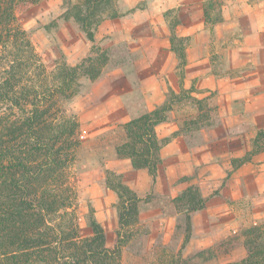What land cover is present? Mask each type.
I'll list each match as a JSON object with an SVG mask.
<instances>
[{
  "label": "rangeland",
  "instance_id": "374dc122",
  "mask_svg": "<svg viewBox=\"0 0 264 264\" xmlns=\"http://www.w3.org/2000/svg\"><path fill=\"white\" fill-rule=\"evenodd\" d=\"M85 1L16 0L14 9L15 25L28 33L43 64L41 71L32 68L31 78L38 85H47L50 99L57 100L67 117L79 124V142L68 170L76 196L67 211L75 215L80 235L93 236L89 216L94 212L105 230L107 246L115 249L121 244L122 264H232L245 260L249 255L245 233L263 228L264 222L245 227L208 250L188 252L192 215L196 213L189 212L195 202L190 194L198 190L206 208L220 188L204 192L193 184L196 174L179 172L182 187L171 195L156 194L152 186L151 191L139 195L118 172L133 168L131 159L118 152L131 143L128 123L165 109V122L174 118L173 111H179V118L185 120L183 129L189 132L209 125L218 135L227 129L224 120H239L238 112L243 110L245 117L229 132L245 133L253 150L241 158L227 155L221 164L231 161L236 168L264 151V91L255 94L259 99L245 103L251 97L246 89L253 80L234 86V92L224 85L205 93L195 86L199 77L193 78L199 70L211 69L218 76L235 69L245 71L257 57L260 82L264 83V0H106L90 26L82 27L75 17L85 15ZM254 5L261 6L259 14L253 12ZM84 30L94 32L93 42ZM73 68L75 77L68 75ZM189 77L194 81L190 88H174L184 85V78ZM59 88L61 94L57 93ZM151 97L154 107L149 108ZM14 112L19 117L20 112ZM132 180L143 187L145 176L135 175ZM119 183L141 200L139 220L125 228L119 224ZM161 215L173 218L170 222L176 226L168 240L164 235L170 222L162 226ZM257 234H261L258 245H264V228ZM239 248L242 253L233 256Z\"/></svg>",
  "mask_w": 264,
  "mask_h": 264
},
{
  "label": "trees",
  "instance_id": "16d2710c",
  "mask_svg": "<svg viewBox=\"0 0 264 264\" xmlns=\"http://www.w3.org/2000/svg\"><path fill=\"white\" fill-rule=\"evenodd\" d=\"M105 1L86 0L85 15H76L77 24L89 27ZM15 5L16 0H0V264H122L121 244L115 249L107 246L105 230L94 212L89 216L93 236L84 238L75 215L67 211L76 196L68 170L79 142V124L67 117L57 100L50 99L47 85L31 78L32 68L41 71L43 64L28 33L15 25ZM84 32L93 42L94 32ZM75 73L73 68L68 75L75 77ZM167 112L156 110L128 123L131 143L118 152L131 159L134 169L146 170L153 186L163 145L156 127L167 120ZM258 146L255 142L256 152ZM116 190L122 202L120 227L137 223L141 200L123 183ZM190 200L195 201L190 213L205 208L206 200L198 190L191 192ZM263 228L245 233L248 258L232 264H264V245H258L261 234H257Z\"/></svg>",
  "mask_w": 264,
  "mask_h": 264
},
{
  "label": "crops",
  "instance_id": "0c3cea01",
  "mask_svg": "<svg viewBox=\"0 0 264 264\" xmlns=\"http://www.w3.org/2000/svg\"><path fill=\"white\" fill-rule=\"evenodd\" d=\"M260 8L261 6L258 5L252 7L253 12H257V14H259ZM260 67L259 60L255 57V59L252 58L251 68H246L245 71L244 69H235L224 76H218L217 74L213 75L211 69L202 73L199 70L193 78L199 77V82L195 83V86L205 93H211L212 90L224 85H226V90L231 87L234 92L233 89H236L234 86L253 80V83L246 89L251 94V97L244 101L247 103L259 99V96L255 94L264 91V83L260 82ZM193 84L194 81L192 82L191 77L184 78V85L174 88H190ZM157 90L155 89V91ZM241 97L235 102L236 105L240 103ZM153 98L148 99V102L152 103H148L149 108L154 107L151 101ZM159 103L161 102L156 101L157 105H160ZM173 114V119L156 127L157 137L161 140L165 139L166 142L160 151L161 164L154 186L151 184V177L150 179L146 177V171L136 170L131 166H128V170L120 169L118 171L123 175L126 184L139 195L151 191L152 186L156 194L168 196L182 187L178 184V174L185 172L184 174L189 176L196 174L193 184L199 186L204 192H207V188L210 187L220 188L219 194L207 202L206 208L192 215L193 231L187 244L188 252L208 250L245 227L263 223L264 151L256 153L249 162L236 168L232 167L231 161L222 164L220 162L221 158H225L227 155L230 158H241L253 150V143L245 133L233 135L229 132L230 127L236 121L239 122L242 117H245L243 110L238 112L239 120L236 119L235 122L224 120L227 129L219 135L213 132L209 125L203 124L188 132L182 127L185 120L179 118V111H173ZM229 172L231 175L229 179L225 180L229 176ZM139 174L145 176L143 187L132 180L135 175ZM166 176L167 179H165ZM204 195L205 197L209 196ZM216 204L220 205L215 207ZM172 219L161 215V225L164 226V222H170ZM175 227L172 222L169 223L168 231L164 235L166 240L172 237ZM241 250L240 248L235 250L239 253H235L233 256L241 254Z\"/></svg>",
  "mask_w": 264,
  "mask_h": 264
}]
</instances>
